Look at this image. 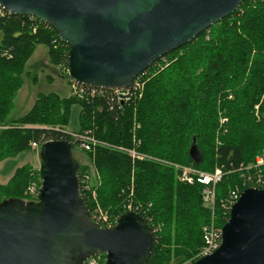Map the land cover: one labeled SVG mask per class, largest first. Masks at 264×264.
<instances>
[{
  "label": "trees",
  "instance_id": "obj_1",
  "mask_svg": "<svg viewBox=\"0 0 264 264\" xmlns=\"http://www.w3.org/2000/svg\"><path fill=\"white\" fill-rule=\"evenodd\" d=\"M38 46L47 48L51 66L63 73L71 91L39 94L26 114L9 118L25 66ZM68 52L42 20L0 12V163L2 175L12 174L7 185H0V202H37L28 190L33 184L40 187V169L19 167V160L46 141L68 140L95 171L87 183L89 166L79 168L90 213L99 205L115 222L128 204L140 207L155 237L148 264H194L204 246L203 229L212 221L222 229L229 220L225 204L230 193L249 188V175L264 173V167H253L264 150V0L245 1L155 62L136 78L142 89L127 100L110 91L75 92ZM71 134L97 143L83 150ZM193 139L202 153L199 164L189 154ZM177 165L204 173L222 170L213 208L204 201L203 185L177 180ZM97 257L106 264L104 255Z\"/></svg>",
  "mask_w": 264,
  "mask_h": 264
},
{
  "label": "water",
  "instance_id": "obj_2",
  "mask_svg": "<svg viewBox=\"0 0 264 264\" xmlns=\"http://www.w3.org/2000/svg\"><path fill=\"white\" fill-rule=\"evenodd\" d=\"M254 0H0L11 15L51 26L69 46L68 75L94 89L131 88L168 53L193 41ZM195 164L202 153L193 139ZM37 202H0V264H148L154 232L126 211L110 228L95 223L85 203L80 164L68 140L42 144ZM220 247L194 264H264V189L249 187L230 209Z\"/></svg>",
  "mask_w": 264,
  "mask_h": 264
},
{
  "label": "built area",
  "instance_id": "obj_3",
  "mask_svg": "<svg viewBox=\"0 0 264 264\" xmlns=\"http://www.w3.org/2000/svg\"><path fill=\"white\" fill-rule=\"evenodd\" d=\"M0 12L3 11L0 9ZM74 89L75 92H77L80 96H85L88 94L95 95L98 92L110 91L114 93V95L120 101H123L129 99V97L133 95L134 92L139 91V89H142V84L139 80L135 79L131 88H126V89L102 90V89L89 88L78 84H75ZM222 121L224 122L225 120ZM70 136L75 139L74 140L75 142H79V146L81 149L86 151H90L92 145L97 143V141L92 138H84L81 136H77L75 134H71ZM32 147L34 149H39V145L36 143H33ZM129 153L133 158L144 159L143 156L137 154L135 151H129ZM253 167L255 168L264 167V150L261 153V155H259L256 158L255 165ZM176 169H178L179 171L177 175L178 181L185 182L188 184H194L195 182H197L205 187L203 191L204 201L213 208L215 202V187L222 180L223 177L222 170L216 169L214 173H204L195 170L191 167H182L178 165L176 166ZM248 169H251V167H248ZM90 178L91 176L86 174L84 175V180L87 183L90 181ZM248 182L251 184L250 187L252 188L264 189V173H259L254 176L249 175ZM88 188L90 187L88 186ZM38 191H39V187L33 184L32 186L29 187L28 193L31 196L37 197ZM241 193L242 192L238 188L232 191L226 201L225 207L231 209L232 205L239 199ZM126 209L127 211H134L140 214L139 212L140 207H134L132 206V204H128ZM91 217L95 223L99 224L104 228H110L116 224V220L115 222L112 221L111 218L109 217V214L106 211H104L99 205L96 206L93 213H91ZM221 230L222 229L218 228L214 224V221H212L210 225L206 226L203 229L204 246L198 255V259H201L205 256L212 254L220 247L222 241ZM84 264H100L99 257L97 256L91 257Z\"/></svg>",
  "mask_w": 264,
  "mask_h": 264
},
{
  "label": "rangeland",
  "instance_id": "obj_4",
  "mask_svg": "<svg viewBox=\"0 0 264 264\" xmlns=\"http://www.w3.org/2000/svg\"><path fill=\"white\" fill-rule=\"evenodd\" d=\"M60 74L59 70L51 66L47 48L38 46L25 66V73L21 76V84L16 90L9 118H18L26 114L33 107L39 94L56 93L61 96L68 95L71 91L70 85L67 79ZM59 128L57 127V129ZM39 153L40 150H34L25 154L19 160V167L31 164L35 169L39 170L41 166ZM75 157L81 166H89L90 169L85 174L91 177L94 176L95 171L88 156L82 152H75ZM3 168L4 163H0V185H7L12 174L8 176L2 175Z\"/></svg>",
  "mask_w": 264,
  "mask_h": 264
}]
</instances>
